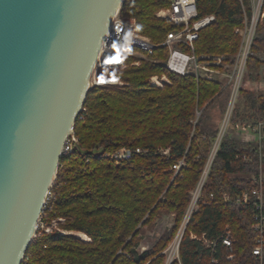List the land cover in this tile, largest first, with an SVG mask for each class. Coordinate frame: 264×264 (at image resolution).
<instances>
[{"label":"trees","instance_id":"16d2710c","mask_svg":"<svg viewBox=\"0 0 264 264\" xmlns=\"http://www.w3.org/2000/svg\"><path fill=\"white\" fill-rule=\"evenodd\" d=\"M242 3L251 15V0L197 1L200 17L215 16L213 24L199 31L197 57L222 56L233 63L241 43L235 31L243 26ZM170 5L171 0H125L120 14L135 20L137 33L159 45L180 29L157 16ZM168 55L166 47L157 48L145 59L128 56L124 69L98 70L99 80L114 78L121 85L90 88L74 125L78 145L62 156L52 199L41 216L47 225L55 222L57 229L81 233L91 241L57 230L37 231L22 264H166L164 252L178 234L192 192L209 164L198 211L185 230L179 259L171 264H264V249L261 261L253 255L258 240L252 229L254 208L223 199L251 192L259 177L264 194V140L233 138L234 125L242 118L235 107L212 158L222 121L216 116H225L231 90L223 82L170 72L164 65ZM258 56H264V22L257 27L246 66L253 79L263 66ZM155 75H165L170 84L152 86L149 81ZM240 93L256 120L264 121V93ZM125 147L146 152L120 164L109 157ZM182 161L177 172L175 166ZM168 215L174 217L173 227L139 253L141 235ZM227 230L231 248L222 242ZM192 234L215 241V248L192 240Z\"/></svg>","mask_w":264,"mask_h":264},{"label":"water","instance_id":"95a60500","mask_svg":"<svg viewBox=\"0 0 264 264\" xmlns=\"http://www.w3.org/2000/svg\"><path fill=\"white\" fill-rule=\"evenodd\" d=\"M125 0H0V264H22Z\"/></svg>","mask_w":264,"mask_h":264},{"label":"built area","instance_id":"2783aa9c","mask_svg":"<svg viewBox=\"0 0 264 264\" xmlns=\"http://www.w3.org/2000/svg\"><path fill=\"white\" fill-rule=\"evenodd\" d=\"M198 0H171V5L168 9L161 10L157 16L161 19H168L174 26L180 27L178 31L168 34L166 40L159 45L151 43L149 38L137 33L135 20H130L123 17L120 13L116 16L110 29L103 41L102 48L99 53L97 64L93 75H95L94 85H121L118 79H104L99 80L97 72L102 68H120L126 67L127 57L135 56L140 59H145L154 54L157 48L166 47L169 51L167 60L164 62L165 67L172 73L186 76L193 75L198 80H206L210 82H223L225 87L231 90V96L222 129L219 133L216 146L214 147L213 156L215 155L219 144L230 124V120L235 108V99L238 95L244 75L247 71V61L251 55V47L255 38L257 27L264 22V0H251L252 12L251 15L247 13L246 8L242 3V12L244 16L243 26L236 30V34L241 38V43L237 54L233 59V63L226 62L222 56L202 57L199 58L195 54V42L199 39V31L210 26L215 21L214 15H207L200 17ZM242 2V1H241ZM264 62V56L261 57ZM139 59V60H140ZM140 62V61H139ZM137 61L135 65H138ZM226 70V71H224ZM152 86L163 88L170 84V81L165 75H155L150 78ZM199 116V114H198ZM234 139L243 142H261L264 140V121H256L253 124L242 123L239 120L234 125ZM78 145V139L73 135L66 142L64 155L71 154ZM146 151L137 148H121L112 155H109L117 164L129 160L134 155L145 153ZM168 153V151L166 152ZM211 163V162H210ZM184 165L180 162L175 166L178 172ZM210 164L204 171L202 178L197 188L192 192V200L185 212V216L179 232L170 248L165 253L167 256L166 264H171L175 259H179V249L185 230L192 219L194 213L198 211V200L206 182L209 172ZM258 187L251 192H245L235 199H231L224 195V202L234 204L237 206H252L253 213V231L257 234V245L253 249V255L260 261L263 256L264 249V194L262 178H255ZM52 199L51 192L49 193L46 205ZM45 205V206H46ZM57 230L59 233L65 235V231L56 228V223L47 225L41 218L37 226V231L50 233ZM192 240L202 241L207 248L214 249L215 241H208L205 235L198 238L196 235L191 236ZM223 245L228 248L232 246V238L230 231L227 230L225 236L222 238ZM230 256L229 259H232Z\"/></svg>","mask_w":264,"mask_h":264},{"label":"rangeland","instance_id":"374dc122","mask_svg":"<svg viewBox=\"0 0 264 264\" xmlns=\"http://www.w3.org/2000/svg\"><path fill=\"white\" fill-rule=\"evenodd\" d=\"M206 57H213V56H206ZM258 57L262 60V58H261L262 56H258ZM138 62H139V60H138ZM262 62H263V60H262ZM138 65H135V66H138ZM224 71H226V70H224ZM257 75H258V79H253L252 77H250L248 71H246V73L244 75V79H243L242 84H241L240 91L243 90V91L251 92L255 96L264 93V62H263V66L261 67V70L258 72ZM94 82H95V75H93L91 80H90V88L95 86ZM223 82H225V81H223ZM240 91H239V93L235 99V101H236L235 107L238 108V111H239L240 115L242 116V118H240L239 121L242 123L253 124L257 121L256 117L254 116V111L248 107V103H247L246 99L244 98V96L240 93ZM224 118H225V116L224 117L222 116V118H221L220 113H218L216 116L217 122L221 121V119H222L220 131H221L222 126H223ZM215 146H216V144H215ZM166 152H167V150L162 151V153L164 155L168 154ZM173 220H174L173 215L164 216L162 219H160L157 222V224L153 230H148L144 234H142L141 235L142 239H141V242L137 248V251L139 253H143V252H146L147 250H149L166 230H170L173 227V225H174ZM61 231H63V230H61ZM65 235H74V236H76V237H78L84 241H87V242L91 241L86 235H83L81 233L66 232ZM192 235H194V234H192ZM173 242L170 244V246H172ZM170 246L168 248H170ZM167 250L164 253H166ZM167 254H168V252H167Z\"/></svg>","mask_w":264,"mask_h":264}]
</instances>
